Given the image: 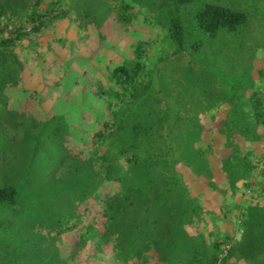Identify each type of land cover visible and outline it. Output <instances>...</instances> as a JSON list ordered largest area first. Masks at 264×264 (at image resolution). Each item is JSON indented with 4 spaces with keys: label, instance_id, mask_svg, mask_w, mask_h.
I'll list each match as a JSON object with an SVG mask.
<instances>
[{
    "label": "trees",
    "instance_id": "trees-1",
    "mask_svg": "<svg viewBox=\"0 0 264 264\" xmlns=\"http://www.w3.org/2000/svg\"><path fill=\"white\" fill-rule=\"evenodd\" d=\"M144 7L143 0H0V214L13 215L0 232L15 234L19 218L32 231L18 246L0 239V264H264L263 106L252 98L245 110L258 123L252 138L215 134L220 144L205 160L174 133L169 107L154 93L148 42L132 44L121 63L110 60L106 73L91 67L90 78L81 66L93 57L79 58L77 38L59 35L64 21L91 31L93 53L100 15L124 32L111 40L137 33L143 18L157 33ZM163 18L167 38L184 45L182 21ZM196 22L214 37L246 16L209 4ZM33 175L36 203L27 211L19 186ZM204 187L216 210L195 201Z\"/></svg>",
    "mask_w": 264,
    "mask_h": 264
},
{
    "label": "rangeland",
    "instance_id": "rangeland-1",
    "mask_svg": "<svg viewBox=\"0 0 264 264\" xmlns=\"http://www.w3.org/2000/svg\"><path fill=\"white\" fill-rule=\"evenodd\" d=\"M143 2L145 7L141 13L146 17L148 15L151 23H155L156 19L159 24L157 33L146 27L150 22L141 18L144 21L140 23L142 27L134 31L137 33L118 38L117 41L111 40V35L115 31L124 32L117 24L112 23L111 17L106 20L99 12L100 43L93 53L87 47L94 45L97 40L91 31L90 35L86 36L76 24L67 21L59 23V35L62 32L72 39L77 38L75 55L79 58L93 57L89 66L86 64L81 66V72L89 68L90 78L93 77L91 67L106 73L110 60L114 65L121 63L130 55L132 44L148 42L147 57L152 64L147 67L149 70L147 75L151 79L154 93H158L157 97H161L169 107V118L175 128V134H181L186 138L185 141L194 143L193 149L203 151L204 159L210 161V155L218 148L217 144L213 143L220 141V138H216L219 136L214 137L215 134L227 136L234 133L233 140L240 143L245 136L252 138V133L256 131L253 128L258 123L253 113L248 110L245 113V110L250 107L252 98L258 101L264 110V0H143ZM209 4L239 11L246 16V22L235 30L224 27L211 37L201 30L196 22L197 13ZM149 11L153 13L152 17L147 14ZM163 17L168 19L175 17L182 21L184 45L181 46L167 38L168 22ZM48 39L49 37L44 38L43 42ZM61 52H64L61 57L66 56L67 51ZM81 62L85 63V60L82 59ZM35 73L29 77L36 83L39 77ZM83 78L82 75L81 81ZM33 108L40 109V104L32 103L31 109ZM218 122L219 125L215 126ZM241 126L244 127V133H241ZM207 138L208 142L204 144ZM221 138L225 141L226 137ZM248 141L246 139L244 144L246 145ZM204 159L201 163H204ZM191 167L195 169L198 166L192 163ZM38 180V175H33L31 179H23L19 186L21 207L27 211L33 210L36 203L35 185ZM44 182L43 178L42 183ZM210 192L204 187V193H196L194 198L203 209L213 207L216 210L214 197L208 194ZM12 217L10 211L1 213L0 226L10 225L8 220H12ZM24 222L19 218L16 226L13 225L12 230L15 234L9 237L0 232L1 241L7 237L6 244L13 243L18 246L28 239L32 231L23 224Z\"/></svg>",
    "mask_w": 264,
    "mask_h": 264
}]
</instances>
